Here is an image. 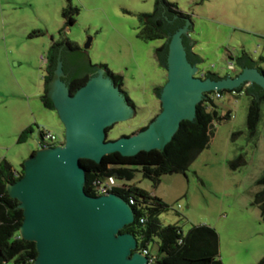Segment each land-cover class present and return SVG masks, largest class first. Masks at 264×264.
I'll use <instances>...</instances> for the list:
<instances>
[{
	"label": "rangeland",
	"instance_id": "rangeland-1",
	"mask_svg": "<svg viewBox=\"0 0 264 264\" xmlns=\"http://www.w3.org/2000/svg\"><path fill=\"white\" fill-rule=\"evenodd\" d=\"M168 1L189 15L193 30L188 34L196 43L193 51L204 60L197 64L198 76L202 71L227 75L231 58L237 63L243 54L264 68V0ZM155 2L72 0L79 13L75 23L60 35L67 0H0V160L5 158L20 168L38 149L39 127L64 135L56 110L41 100L47 67L42 57L48 56L53 38H69L88 52L92 63L105 64L123 75V89L134 102L135 113L115 123L107 131L108 140L138 133L150 123L162 107L155 87L163 86L168 74L157 51L166 40L139 36L141 15L153 13ZM35 30L44 34L30 36ZM251 101L252 96L246 93L235 97L224 92L214 98L219 114L230 111L232 117L214 121L210 145L185 174H164L156 184L143 175L141 167L133 166L135 177L128 182L151 194L155 191L172 205L160 215L164 224H178L184 234L194 225L214 227L224 264H264V220L253 203L264 173V103L258 133L253 137L247 127ZM28 120L34 131L20 143L19 126ZM239 156L245 164L234 169L229 162ZM157 241L155 238L149 245L152 255L157 254Z\"/></svg>",
	"mask_w": 264,
	"mask_h": 264
},
{
	"label": "water",
	"instance_id": "water-1",
	"mask_svg": "<svg viewBox=\"0 0 264 264\" xmlns=\"http://www.w3.org/2000/svg\"><path fill=\"white\" fill-rule=\"evenodd\" d=\"M192 30L188 19L170 38L166 67L159 59L168 73L159 95L160 112L146 129L115 140L107 139L108 127L130 119L135 108L103 68L71 93L63 79L61 47L47 94L64 125V141L38 147L24 161L22 177L8 185L24 211L21 236L37 246L34 264H149L137 237L121 232L135 221L134 207L115 192L88 193L81 159L99 163L113 152L132 156L141 150H163L181 122L195 118L204 93L248 83L264 89V72L258 67H242L236 75L219 79L198 76L197 64L204 60L190 61L183 42V35ZM82 53L88 59V52Z\"/></svg>",
	"mask_w": 264,
	"mask_h": 264
},
{
	"label": "trees",
	"instance_id": "trees-1",
	"mask_svg": "<svg viewBox=\"0 0 264 264\" xmlns=\"http://www.w3.org/2000/svg\"><path fill=\"white\" fill-rule=\"evenodd\" d=\"M78 13L79 8L73 5L72 0H67V5L62 10L65 23L60 35L63 34L66 27L75 23ZM188 18L189 15L180 11L176 3L168 0H156L154 12L141 15L143 27L139 32V36L144 40L161 38L166 40L157 49L159 59L165 67L170 38L186 24ZM42 34H44L43 30H35L30 36ZM183 42L190 61L193 63L201 61L199 55L193 51V46L188 44L186 34L183 35ZM61 46H64L63 62L67 51L74 58L80 60L78 70L73 76L69 77L68 86L71 93H74L88 81L89 76L85 75L87 72H95L103 68L106 74L124 92L129 103L135 107L134 102L123 89V75L113 72L105 64L92 63L85 58L81 47L67 37L55 40L48 51L44 93L41 95L44 106L55 110L54 103L48 97L47 92L48 83L52 79L57 66ZM237 63L241 64L242 67H258L264 72V68L247 54L239 56ZM63 67L65 70V65ZM204 77L219 79L222 76L216 72L207 71ZM161 90L162 86L155 87L158 97ZM235 90L240 93L244 91V93L252 96L247 115V127L249 134L256 137L261 118V104L264 103V89L256 83H248L235 88ZM214 92L204 93L203 99L197 104L195 118L193 120H183L172 140L167 143L163 150H141L132 156L113 152L105 155L99 163L87 158L81 159V164L86 170L85 190L88 193L94 194L91 186L93 180H104L109 176H115L119 181H127L124 187L113 190L127 201L134 200L135 221L125 225L121 232L134 234L138 239L140 250L149 249L150 243L158 238L157 254L150 264H224L220 258L219 235L214 227L206 224L194 225L184 234L178 224H164L160 219V215L162 212L171 209L172 205L136 184L128 183L135 177L133 166L141 167L143 175L153 179L156 184L160 182V177L164 174H185L187 172L199 154L210 145L214 135V121L228 120L232 117L230 111L222 116L216 110L214 97H212ZM219 92L223 94L224 92H230V90L224 89ZM210 106L213 109H209ZM110 128L112 127H108L107 131ZM146 128L147 126L143 129ZM33 131V127L21 131L18 142H25ZM235 135L234 133L232 137H235ZM35 152L36 150L32 151V154ZM243 164H245V161L242 156L229 162V165L234 169ZM23 174L24 162L20 168H15L5 158L0 160V264H34L38 255L36 243L21 236L20 229L24 220V211L20 207V201L13 198L8 191V185L17 181ZM258 184L261 185V189L254 194L253 203L260 208L264 220V173L259 178Z\"/></svg>",
	"mask_w": 264,
	"mask_h": 264
},
{
	"label": "built area",
	"instance_id": "built-area-1",
	"mask_svg": "<svg viewBox=\"0 0 264 264\" xmlns=\"http://www.w3.org/2000/svg\"><path fill=\"white\" fill-rule=\"evenodd\" d=\"M42 60L48 64V56L42 57ZM235 69V63L229 61L228 62V70L233 71ZM206 72L202 71L201 76H204ZM231 95L238 97L239 95L243 94L244 91L241 93L238 92L237 90L233 89L230 90L229 92ZM222 93L215 91L212 97H221ZM39 134H40V139H39V146L38 147H49V146H56L60 145L64 141V135H61L59 133H56L54 131H51L46 128H39ZM126 185L125 181H119L115 176H109L104 180H93L92 181V189L94 191V194L99 195V194H107L109 192H113L115 188L119 187H124ZM132 206L134 204V200L130 199L128 201ZM180 207V205H179ZM143 221V219H142ZM141 252L145 255L149 256V264L155 259V255H152L150 250L148 248H144L141 250Z\"/></svg>",
	"mask_w": 264,
	"mask_h": 264
},
{
	"label": "flooded vegetation",
	"instance_id": "flooded-vegetation-1",
	"mask_svg": "<svg viewBox=\"0 0 264 264\" xmlns=\"http://www.w3.org/2000/svg\"><path fill=\"white\" fill-rule=\"evenodd\" d=\"M187 38H188V44L190 46H193V40L189 37V34H186ZM63 47L64 50V46ZM61 47L59 48V50L61 49ZM187 50V49H186ZM188 52V51H187ZM70 52L67 51L66 55H65V60H64V65H65V76L63 77L64 81L67 83L68 85V81H69V77L73 76L75 74V72L78 70L79 68V63L80 60L76 59L73 57V55L69 54ZM63 54V53H62ZM189 58V56H188ZM190 60V59H189ZM241 64L235 63V69L233 71H231V75L234 76L233 74H237L241 71ZM233 72V74H232ZM96 73L95 72H87L85 75H88L89 78L91 76H93V74ZM222 76V75H221ZM225 76V75H224ZM69 87V86H68ZM70 90V89H69ZM135 108V107H134Z\"/></svg>",
	"mask_w": 264,
	"mask_h": 264
},
{
	"label": "crops",
	"instance_id": "crops-1",
	"mask_svg": "<svg viewBox=\"0 0 264 264\" xmlns=\"http://www.w3.org/2000/svg\"><path fill=\"white\" fill-rule=\"evenodd\" d=\"M51 37H53V36H51ZM55 41V39L54 40H52V43ZM23 97V96H22ZM19 98H21V96H19ZM160 112V110H157V112H156V114L153 116V118H155L156 117V115L158 114ZM151 120H152V118L150 119V122H151ZM20 129H19V134L21 133V131H23L24 129H26V128H28V127H33L32 126V124H30V122H29V120L27 121V122H25V123H23V124H20ZM39 128H44V127H39ZM31 154H32V152H31ZM27 159V158H26ZM153 194L154 195H157V196H159V197H161L160 195H158L155 191H153ZM162 198V197H161ZM163 199V198H162ZM164 200V199H163ZM165 201V200H164ZM220 253H221V255H222V250H221V243H220ZM222 258H223V255H222Z\"/></svg>",
	"mask_w": 264,
	"mask_h": 264
}]
</instances>
